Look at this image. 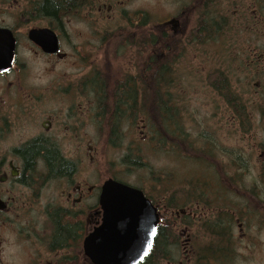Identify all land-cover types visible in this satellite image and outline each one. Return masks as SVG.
<instances>
[{"label":"flooded vegetation","instance_id":"1","mask_svg":"<svg viewBox=\"0 0 264 264\" xmlns=\"http://www.w3.org/2000/svg\"><path fill=\"white\" fill-rule=\"evenodd\" d=\"M149 1L0 0V54L13 47L0 71V264H92L84 243L103 225L102 186L122 181L89 178L98 160L88 136L146 134L149 110L136 126L135 109L150 102L152 60L165 57L168 40L183 50L223 33L231 55L240 30L238 101L231 70L216 73L224 78L223 94L216 92L223 113L236 123L221 132L235 142L202 132L211 146L201 141L192 160L208 164L211 175L194 177L191 192L179 197L143 193L158 214L153 244L161 231L179 228L184 247L214 255L264 246V0H190L154 26ZM106 56L124 61L114 75L104 69ZM256 118L254 128L242 126ZM114 141L125 154L133 149Z\"/></svg>","mask_w":264,"mask_h":264},{"label":"rangeland","instance_id":"2","mask_svg":"<svg viewBox=\"0 0 264 264\" xmlns=\"http://www.w3.org/2000/svg\"><path fill=\"white\" fill-rule=\"evenodd\" d=\"M140 1L143 3V0H136L137 3ZM149 3L154 26L159 19L165 20L170 16H178L181 7L189 5L190 0H150ZM222 8L225 9V7ZM228 13L233 14V10L231 9ZM237 19L238 17L234 18L233 15L229 20L230 24L234 26ZM218 36L216 35L213 42L211 41L203 47L185 43L183 50L178 49L179 47H176L175 51L172 50L177 59L172 68L174 80L178 82V87L172 83L169 91L173 93L172 97L176 98L180 113L183 112L180 121L184 141H179V152L174 147L169 146L168 143H165L164 147H160L153 140L149 130L145 131L144 136L139 135L136 131L135 135H127L122 139L124 146L133 147L131 151L129 148L125 150L127 151L126 154L124 149L115 148L113 144H110L111 139L109 141L106 130L100 138L89 135V141L92 140L93 146L96 148L93 156L98 160L97 173L93 171L95 169L88 170V176L91 180L96 181L97 174L102 178L113 175L123 183L148 193L175 192L177 189H179V193L181 191L190 193L194 177L211 175L208 164L198 163L192 159L195 158V150L203 145L201 141H204L207 146H211L206 139L201 138L202 132H207L213 141L226 146H228L225 140L227 137H230L231 144L235 142L236 136L234 134L226 136V133L221 132L223 129L234 128L236 123L224 115L223 106L212 83L217 78V72L226 76V73L231 70V92L235 95L238 94L237 87L240 86L236 82V77L239 72L235 70V67L240 63V57L239 55L235 56L234 48L239 47V45L234 46V43L236 41L239 43L244 39L241 30L236 37L231 38L230 55L223 50V33H221L222 37ZM203 48L215 49L216 51H207ZM105 58L104 69L111 75H114V72L120 69L119 65L124 62L117 60V57L106 56ZM136 123L137 126L138 120ZM257 125V118L252 122L249 120L242 124L247 129ZM222 139L226 143L222 142ZM130 152L139 157L141 164H128L122 161L124 156ZM154 175L164 177L163 182L158 180L157 176L154 178ZM174 232L178 236V242L174 245L175 248L171 254L172 260L169 263L164 262V264H264V246L256 248L240 246V248L233 249L232 254L218 255L215 256L216 259H210L207 256L208 260L200 263L197 255L200 254V250L203 253L202 248L205 247H184L181 240L184 238L180 236L181 229L178 228Z\"/></svg>","mask_w":264,"mask_h":264},{"label":"water","instance_id":"3","mask_svg":"<svg viewBox=\"0 0 264 264\" xmlns=\"http://www.w3.org/2000/svg\"><path fill=\"white\" fill-rule=\"evenodd\" d=\"M13 59V47L0 54V71ZM103 225L85 241L92 264H141L149 255L157 233L158 214L144 193L108 179L102 186Z\"/></svg>","mask_w":264,"mask_h":264},{"label":"trees","instance_id":"4","mask_svg":"<svg viewBox=\"0 0 264 264\" xmlns=\"http://www.w3.org/2000/svg\"><path fill=\"white\" fill-rule=\"evenodd\" d=\"M168 52L165 54V57L162 60L154 59L152 60V66H151V83H152V93H151V99L149 103H142L141 107L136 106L135 113V121L139 120V117L141 119L144 118L145 113L147 110H149L147 121L150 124L149 131L152 134L153 140L156 141V143L159 144L160 147H164L165 143H168L169 146L174 147L179 152V138L182 131V124H181V113L179 109V105L176 103V98L172 97L173 93L169 91L171 89V82L175 81L174 79V70L172 68V65L176 63L177 59L175 57V54L173 52L175 51V48L179 47V41H176L173 45H171L170 40H168ZM179 49V48H178ZM172 50H174L172 52ZM218 75H220L219 72H217ZM224 78H220L219 76L216 79V83H212V86L216 90V92H219L221 95L223 94L225 90V86H218L220 84V80L222 81ZM161 82H166L165 86H160L163 84H160ZM224 84V82H221ZM232 101L236 102L238 99H236V95L231 92ZM173 99V100H172ZM148 107V108H147ZM112 121L110 120V123ZM111 138H114L116 140H122L123 137L120 135H112ZM114 143L113 139L111 140V143ZM132 150V149H131ZM130 150V151H131ZM122 161L128 164H141L139 162V157L134 156L132 152L125 155ZM143 166V165H142ZM157 176L158 180H162L164 177H161V175H154ZM161 178V179H160ZM157 180V181H158ZM158 181V182H160ZM163 182V180H162ZM143 191V190H142ZM178 191V192H177ZM167 192V191H162ZM177 194L179 197V189H177L175 192H172ZM176 197V196H175ZM177 205H174V208H177ZM178 242V236L175 234L172 230H166L161 231L158 234V237L156 238L152 249L147 256V258L141 263V264H164V262H170L171 254L173 252V249L175 248L174 245ZM203 253L200 250V254L197 255L198 261L201 263H204L206 260H208V257L211 259H216L215 256L223 255L225 252L229 250H233V248H217L215 255L212 252V249L208 248H202ZM214 255V256H213ZM207 264V263H205Z\"/></svg>","mask_w":264,"mask_h":264}]
</instances>
